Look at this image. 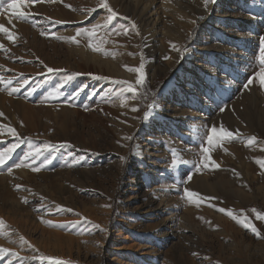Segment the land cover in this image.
Instances as JSON below:
<instances>
[{
	"label": "rangeland",
	"instance_id": "1",
	"mask_svg": "<svg viewBox=\"0 0 264 264\" xmlns=\"http://www.w3.org/2000/svg\"><path fill=\"white\" fill-rule=\"evenodd\" d=\"M12 2L0 0V24L15 37L0 33L7 49H0V150L19 147L0 166V249L6 250L0 251V264H46L49 250L59 249L55 257L68 264H264V220L257 215H264V193L256 194L264 182V166L257 163L264 159V87L258 79L243 87L259 71L264 0H215L207 6L204 0H107L116 14L110 22L112 12L100 6L102 0H33L23 9L31 16L27 21L8 9ZM144 5L150 18L137 23ZM94 25L100 27L91 38H56ZM141 63L146 78L137 85L138 74L128 68ZM212 64L215 80L202 76ZM118 69L133 78L119 76ZM117 81L136 88L131 99L127 85ZM198 84L210 91L208 109L196 108L209 121L203 135L186 118L189 101L179 99L180 88L188 96L193 87L201 91ZM226 105L227 129L236 138L215 142L207 165L201 156L190 168L186 157L176 155L178 147L207 146L212 126H226L219 117ZM156 125L165 137L153 146L154 164L140 146ZM252 138L260 148L256 161L248 153ZM46 144L55 147L44 149ZM36 148L44 150L43 157L35 155ZM25 155L31 166L3 170ZM46 157L51 164L33 171ZM248 161L259 175L251 183L256 197L239 202L231 190L238 184L230 182L237 163ZM185 189L199 195L189 198Z\"/></svg>",
	"mask_w": 264,
	"mask_h": 264
},
{
	"label": "bare ground",
	"instance_id": "2",
	"mask_svg": "<svg viewBox=\"0 0 264 264\" xmlns=\"http://www.w3.org/2000/svg\"><path fill=\"white\" fill-rule=\"evenodd\" d=\"M133 1H135L136 2V4H138V3H144V0H133ZM153 4V3H152ZM169 5V4H168ZM168 5H166V6H168ZM134 6V5H133ZM142 7V6H141ZM176 9V8H175ZM137 11H138V9H137ZM148 11H149V8H148V5H144L143 6V8L140 10V13H139V15H140V20L137 22V23H141V22H143V23H145V22H147V20L150 18V16H148ZM136 12V11H135ZM138 13V12H137ZM136 13V14H137ZM136 14H135V17H136ZM208 15V14H207ZM149 17V18H148ZM132 19V18H131ZM134 20V19H133ZM137 20V19H136ZM152 22V21H151ZM151 22H150V24H151ZM132 25V24H131ZM144 25V24H143ZM139 27V26H138ZM137 27V28H138ZM144 27V26H143ZM151 29V28H150ZM149 29V30H150ZM143 30V29H142ZM147 33V32H146ZM249 35V34H248ZM147 37V36H146ZM246 37V36H245ZM245 37H244V39H245ZM249 37V36H248ZM241 38H243V36L241 37ZM200 40H202V39H199V41ZM248 40V39H247ZM245 41V40H244ZM226 45H228V44H226ZM225 47V46H224ZM198 48V47H197ZM204 48H205V46H204ZM203 50V49H202ZM223 51H225V50H223ZM226 52V51H225ZM87 54V53H86ZM193 55V54H192ZM225 55V54H224ZM152 56V55H151ZM198 58V57H197ZM193 59V58H192ZM216 61V60H215ZM191 63H193L192 61L190 62V64H189V66H188V68H187V79L190 81L191 79H192V76L194 75V70H193V67H192V65H191ZM227 64V63H226ZM225 64V65H226ZM196 66V65H195ZM228 66V65H227ZM214 67V64H212L211 65V67L210 68H208V69H206L205 68V70L203 71V74H202V76H204V78H207L208 76H210V77H212V79H217V77H218V74H217V71L213 68ZM117 71V73L119 74V76H127V77H129V78H133V76L132 75H129L128 73H125L124 71H122V70H120V69H118V70H116ZM196 71V70H195ZM222 73V72H221ZM117 74V75H118ZM222 75V74H221ZM225 76V75H224ZM229 76V75H228ZM196 78V77H195ZM194 78V79H195ZM198 78V77H197ZM225 78V77H224ZM227 78V77H226ZM185 79V78H184ZM205 80V79H204ZM209 80H210V78H209ZM192 81V80H191ZM203 81V80H202ZM213 81V80H212ZM217 81V80H216ZM205 82H206V80H205ZM202 84V83H201ZM201 84H198V85H196V86H198V87H200L201 89V91L200 92H197L195 89H194V87L189 91L190 93V95H186V90L184 91V89L183 88H180V93H179V96H180V100L181 101H184V102H186L187 100L189 101V106H190V110L188 111V113H189V115H186V118H188L189 119V121L191 120L192 122H193V124H194V122H195V124L193 125V126H191V128L192 127H194V129H196L197 130V132H196V134H200V135H203L204 134V130H205V128H206V124L209 122L208 121V119L207 118H200V117H198V115L197 114H199V112H197L198 110L196 109V108H198V107H203V108H206V109H208V107H209V104H210V100H209V98H208V93L210 92L209 91V85L206 87V89H205V91H202V90H204V88H203V86H201ZM205 84V83H204ZM184 85H185V83H184ZM187 85H189V83H187ZM186 86V85H185ZM218 86V85H217ZM230 87V86H229ZM228 87V88H229ZM221 88V87H220ZM177 89V88H176ZM227 89V88H226ZM189 90V89H188ZM222 90V89H221ZM229 91V90H228ZM128 94V96L129 97H131V93L130 92H128L127 93ZM221 94V93H220ZM187 96V97H186ZM216 96H217V94H216ZM226 97V96H225ZM132 98V97H131ZM130 98V99H131ZM189 98V99H188ZM180 101V102H181ZM173 102V101H172ZM187 103V102H186ZM196 105V106H195ZM229 106L228 105H226L225 106V108H224V110H222L223 112L222 113H219L220 115H219V117L222 115V117L223 118H225V120H223L222 119V123L221 124H223V125H226V126H224V128L225 129H227V128H229V125H230V121L227 119V117L229 118L230 117V115H229ZM176 111H178V110H176ZM231 111V110H230ZM185 112V111H184ZM231 113V112H230ZM179 115V114H178ZM206 115V114H205ZM175 116V115H174ZM200 118V119H199ZM221 118V117H220ZM231 118V117H230ZM176 119H178V117H176ZM176 121V120H175ZM184 121V120H183ZM186 121V120H185ZM188 121V120H187ZM208 121V122H207ZM191 122H189L188 124H186V125H189ZM233 123V122H232ZM182 125V124H181ZM241 125V124H240ZM261 126H262V131H263V136H264V123H261ZM183 128H184V126H183ZM230 128H231V126H230ZM229 128V129H230ZM240 128V127H239ZM186 129V128H185ZM189 129V128H188ZM260 129V128H259ZM151 130V133L153 134V136L151 137V136H148V137H146V138H143V144H141V149H140V151L142 150V147H144L146 150V153L147 152H151L150 154H151V159H152V161L154 162V164L156 163V161H155V150H154V148H153V146L154 145H156V144H158L157 143V139H160L162 136H164L163 134H161V132H160V130H159V128L157 127V125H156V127L154 126V128H152V129H150ZM243 130V129H242ZM190 130H188L187 131V133L189 132ZM174 133V132H173ZM186 133V134H187ZM188 134H190V133H188ZM207 134V133H206ZM209 134H210V132H209ZM179 135H180V133H179ZM178 135V136H179ZM181 136V138L182 139H184V136L185 135H180ZM165 137V136H164ZM163 138V137H162ZM169 138V137H168ZM198 138V140H197V143H196V145H198L199 144V138L200 137H197ZM171 139V138H170ZM173 141V140H172ZM180 142V141H179ZM253 142L254 141H252V144H251V146H250V149L248 150V153H249V156H250V158L253 160V161H256V159L257 158H259V156H260V148H258L255 144H253ZM156 143V144H155ZM214 143H215V141L213 142V144L211 145V147L212 146H214ZM207 145V144H206ZM208 146V145H207ZM227 147V146H226ZM264 147V146H263ZM197 148H198V146L196 147H194L193 149H186L185 147H183V146H179L178 147V150H180L176 155H179V157H180V159H183L184 157H186V159H187V161H188V166L190 167V168H192L193 167V165H194V162H195V160L198 158V157H201L203 154H202V152H201V150H199V151H197ZM228 148V147H227ZM156 149V148H155ZM231 150V149H230ZM262 152V151H261ZM212 159V158H211ZM243 159V158H242ZM252 161V162H253ZM251 162V163H252ZM249 161L248 162H245V164H243V163H240V164H238L237 163V165L235 166V169H234V171L236 172V175L234 176V179L230 182V184L234 187V186H236L235 184H238V187L237 188H234V189H231V190H233V192L235 191V196L237 197V200H239V202H242L241 200H242V198L243 197H245V198H248V197H256L255 195H254V191H252V186H251V183H254V182H256L257 180H259V175L257 174H255V173H257V171H256V167L254 166V164H251ZM153 164V165H154ZM181 165V164H180ZM154 167V166H153ZM154 172V171H153ZM234 173V172H233ZM181 174V171L180 170H178L177 171V175L179 176ZM155 180L156 179H158V178H154ZM144 182H142V184H143ZM224 183V182H223ZM230 185V186H231ZM233 187H231V188H233ZM222 188V187H221ZM256 194H258V195H261V194H263L264 193V182H262V181H260L259 182V186H258V188L256 189ZM221 194V193H220ZM236 200V201H237ZM244 200V199H243ZM192 204H193V202H192ZM195 206V205H194ZM166 209V208H165ZM192 209V208H191ZM167 210H168V208H167ZM166 212V211H165ZM164 212V213H165ZM164 213H162V214H164ZM168 214V213H167ZM159 215V214H158ZM178 216V215H177ZM179 217V216H178ZM168 218V217H167ZM167 218H166V220H167ZM170 219H171V221L172 222H176L177 221V219L175 218V216L174 215H171L170 217H169ZM180 219V218H179ZM53 221H54V223L55 224H57V225H59V227L63 224V221L61 222V223H58V221H55V219H53L51 222L53 223ZM60 221V220H59ZM164 222H165V219H163L162 221H161V225H163L164 224ZM177 223H178V221H177ZM179 225V224H178ZM178 225H176L177 227H178ZM44 230H46L45 228H44ZM51 230V229H50ZM53 232V231H52ZM51 232V233H52ZM49 234L48 236L49 237H52V236H55V235H53V234ZM54 233V232H53ZM54 234H56L57 236H59L60 234H62L61 232L60 233H58V232H56L55 231V233ZM57 236H55V237H57ZM56 248V247H55ZM54 248V249H55ZM46 249V248H45ZM58 249V248H57ZM53 250V249H52ZM59 251H60V249H59ZM59 251H55V250H53V251H50L49 250V253H51L52 255H49L50 257H48V258H52V260H48V259H45V260H47V262H46V264H54V262H57V264H58V262H63V264H68V262L67 261H65L62 257H59L58 255V257H55L56 255H54L55 253L54 252H59ZM44 252H45V250H44ZM61 252H63V251H61ZM42 259V258H41ZM44 259V258H43ZM40 261V260H39ZM23 262H25V261H23Z\"/></svg>",
	"mask_w": 264,
	"mask_h": 264
},
{
	"label": "snow or ice",
	"instance_id": "3",
	"mask_svg": "<svg viewBox=\"0 0 264 264\" xmlns=\"http://www.w3.org/2000/svg\"><path fill=\"white\" fill-rule=\"evenodd\" d=\"M32 2H33V0H13V2L8 5V9H10L12 14L15 17H17L18 19L27 21V20L31 19V16H30V14L25 13V11L23 9L28 4H30ZM37 2H38V0H37ZM214 2H215V0H204L205 6H207L208 3H214ZM100 6L103 7L104 9H107L109 12H112V9L110 8L109 4L107 3V0H102ZM115 15L116 14L114 12H112V15H110L108 17V22H110ZM50 23L58 24V23H61V22L60 21H50ZM99 27H100L99 25H94L91 29H89V28H79V29L76 30V36H73V37H60V36H57L56 38L57 39H61V40H66L67 39V40H71V41H76L77 37L81 36V34H86L88 38H91V37L96 35V30ZM104 27H107V23H105ZM133 27H135V25H133ZM0 33H3L5 36H7V38L9 40H14L15 39L14 34L12 32H10L9 29L7 27H5L3 24H0ZM43 34L44 33H42V35ZM77 43H78V41H77ZM89 46L93 47L94 50L99 51V48L96 47L95 45L90 44ZM0 49H3L4 51H7V49L4 48L3 44H0ZM258 61H259V71L255 72L253 77H250L245 82L243 87L248 88V86L253 83L254 79H258L259 85L261 87H264V37L261 38L260 45L258 47ZM56 71H60V70H54L52 68H47V72L48 73H54ZM128 71L137 73L138 76H137L136 84L137 85H143V83L145 81V78H146V73L144 71V64L143 63H141L139 67H129ZM71 78H72L71 76L68 77V79H71ZM0 79H2V78H0ZM7 83L10 85L12 82L8 81ZM23 83H27V80H24ZM117 83H121V84L127 85V91L128 92L133 93V94L136 93V88L131 83H129L127 81H117ZM13 91L14 92H19L20 89H19V87H17L15 89H13ZM130 98L131 97H128V99H130ZM153 107H155V105H153ZM132 110L136 111L137 109L133 108ZM0 115H3V114L0 113ZM148 118H149V113L146 112L145 115H144V119L147 120ZM2 131H3V126L0 125V134H2ZM8 133L11 134V135H15L17 137V140L20 139V137L16 134L15 129L9 128L8 129ZM235 138H236L235 134L232 131H230L228 129H225L223 127H220L219 129H217L216 126H212V128L210 130V134H207L206 137H205L206 144L208 146L202 147V149H201V152L203 154L202 155V165L206 166L207 162L210 161L211 157H210L209 153L212 151L211 145L213 144L214 141L217 144H220V143H222L224 141L235 139ZM254 140H255V138H252V140L250 142H252ZM61 146L64 147L66 145H61ZM17 147H19L18 144H13L10 147H6V148L0 150V166H4L6 164V161L11 158L12 153L14 152V150ZM53 147H55V145H50V144L44 145V149H51ZM35 155L43 157L44 156V150H42L41 148H36L35 149ZM28 160H29V155H25L21 160H19L17 163H15V165H9L6 168H4L3 170L11 172L13 166L15 168H20L22 166L29 167L31 165H29L27 163ZM51 162H52V160L50 158L46 157L41 162V164L39 166L32 167V170L35 171V172H38V171L41 170L42 167H44V166H46L48 164H51ZM212 163L214 164L215 162L213 161ZM257 163L261 164L262 166H264V159L258 160ZM202 165H197L196 166V171L197 172L200 171V167ZM216 167H219V165H216ZM186 180L190 181L191 180V175H188L186 177ZM185 192H186L187 197H189V198H192V197H195V196L199 195L198 193H195V192L187 190V189H185ZM200 199L202 200V199H204V197L200 196ZM25 202H27V201H25ZM61 210H64V209H61ZM66 211L72 212L73 210L72 209H67ZM219 211L221 213H225L226 212L227 215L232 217V219L236 220L237 223H241V221L237 218L236 215H234V213L232 211L226 210L224 208H219ZM253 211H255V210H253ZM257 215H258L259 219L264 220V215H261L259 213H257ZM45 222L51 224L50 221H45ZM2 223L3 222L0 221V224H2ZM243 226L245 228H250V225L247 222H243ZM96 227H98V226H96ZM250 230H252L254 233L258 234V231L254 227H251ZM0 251H6V250L0 249ZM12 255H16V254L12 253ZM45 259L52 260V258H45ZM54 264H57V262H54ZM58 264H63V262H58Z\"/></svg>",
	"mask_w": 264,
	"mask_h": 264
}]
</instances>
